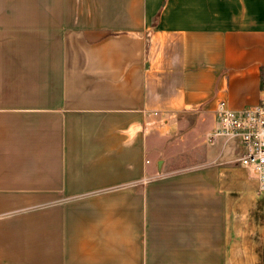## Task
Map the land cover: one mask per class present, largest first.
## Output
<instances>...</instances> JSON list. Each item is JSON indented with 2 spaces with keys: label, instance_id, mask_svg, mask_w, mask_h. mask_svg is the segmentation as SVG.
<instances>
[{
  "label": "crops",
  "instance_id": "obj_1",
  "mask_svg": "<svg viewBox=\"0 0 264 264\" xmlns=\"http://www.w3.org/2000/svg\"><path fill=\"white\" fill-rule=\"evenodd\" d=\"M261 69L264 0H0V264H264Z\"/></svg>",
  "mask_w": 264,
  "mask_h": 264
},
{
  "label": "built area",
  "instance_id": "obj_2",
  "mask_svg": "<svg viewBox=\"0 0 264 264\" xmlns=\"http://www.w3.org/2000/svg\"><path fill=\"white\" fill-rule=\"evenodd\" d=\"M218 126L209 140L221 139L236 152V161L256 176L258 188L264 191V84L257 103L241 110L233 109L224 99L216 108Z\"/></svg>",
  "mask_w": 264,
  "mask_h": 264
},
{
  "label": "trees",
  "instance_id": "obj_3",
  "mask_svg": "<svg viewBox=\"0 0 264 264\" xmlns=\"http://www.w3.org/2000/svg\"><path fill=\"white\" fill-rule=\"evenodd\" d=\"M262 70L263 69H261V79H262V82L261 83H262V86H263V83H264V73H262Z\"/></svg>",
  "mask_w": 264,
  "mask_h": 264
}]
</instances>
